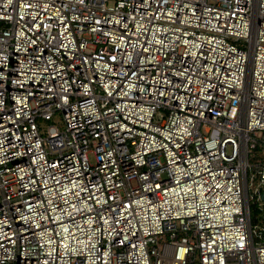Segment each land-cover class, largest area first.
I'll return each mask as SVG.
<instances>
[{
  "label": "built area",
  "instance_id": "2783aa9c",
  "mask_svg": "<svg viewBox=\"0 0 264 264\" xmlns=\"http://www.w3.org/2000/svg\"><path fill=\"white\" fill-rule=\"evenodd\" d=\"M0 264H264V0H0Z\"/></svg>",
  "mask_w": 264,
  "mask_h": 264
},
{
  "label": "rangeland",
  "instance_id": "374dc122",
  "mask_svg": "<svg viewBox=\"0 0 264 264\" xmlns=\"http://www.w3.org/2000/svg\"><path fill=\"white\" fill-rule=\"evenodd\" d=\"M161 113H163V112H161ZM158 117H159V115H158ZM50 124H55L58 127H60L61 129H63L64 128V123L62 121V115H60V114L55 115V117L51 121H44L43 120V122L40 123V129H41L42 134H44V135L46 134V129H47V127ZM250 178L253 179V176H252L251 173H250ZM249 191H250V194H252L253 193V188L250 187ZM252 204H253V202H252Z\"/></svg>",
  "mask_w": 264,
  "mask_h": 264
}]
</instances>
